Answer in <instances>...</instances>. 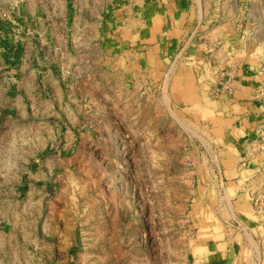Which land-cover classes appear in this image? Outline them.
Returning a JSON list of instances; mask_svg holds the SVG:
<instances>
[{
  "label": "rangeland",
  "instance_id": "obj_1",
  "mask_svg": "<svg viewBox=\"0 0 264 264\" xmlns=\"http://www.w3.org/2000/svg\"><path fill=\"white\" fill-rule=\"evenodd\" d=\"M61 1L0 0V116L20 115L9 136L24 154L22 188L0 196V264H194L198 237L223 227L208 214L233 215L216 193L221 147L174 99L172 75L145 85L43 63L68 61L71 43L75 61H95L67 39ZM214 3L227 31L213 35L264 71V0Z\"/></svg>",
  "mask_w": 264,
  "mask_h": 264
},
{
  "label": "crops",
  "instance_id": "obj_2",
  "mask_svg": "<svg viewBox=\"0 0 264 264\" xmlns=\"http://www.w3.org/2000/svg\"><path fill=\"white\" fill-rule=\"evenodd\" d=\"M214 2L62 0L67 39L79 35L80 56L92 58L88 50L94 49L95 61H75L79 54L71 43L62 48L68 61L43 63L55 72L67 65L79 72L101 66L114 80L145 85L151 83L152 71L160 78L172 75L174 99L221 147L222 186L216 193L225 190L233 212L232 219L214 223L208 214V227H223L214 233L210 227L198 237L194 264H264V71L261 61L237 60L240 50L232 51L226 34L223 40L213 35L227 31L226 25H215L219 12ZM49 33L52 49L60 33ZM18 118L14 111L0 116V196L22 188L18 179L24 154L9 136ZM7 161L10 165L4 166ZM201 209L212 210L211 202Z\"/></svg>",
  "mask_w": 264,
  "mask_h": 264
},
{
  "label": "built area",
  "instance_id": "obj_3",
  "mask_svg": "<svg viewBox=\"0 0 264 264\" xmlns=\"http://www.w3.org/2000/svg\"><path fill=\"white\" fill-rule=\"evenodd\" d=\"M260 148H261V150H263V149H264V147H263V146H260Z\"/></svg>",
  "mask_w": 264,
  "mask_h": 264
}]
</instances>
